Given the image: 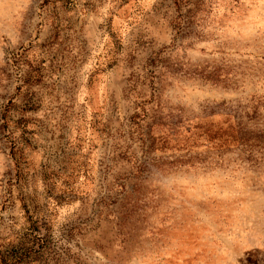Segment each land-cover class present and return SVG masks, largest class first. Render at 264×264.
Masks as SVG:
<instances>
[{
  "label": "rangeland",
  "instance_id": "rangeland-1",
  "mask_svg": "<svg viewBox=\"0 0 264 264\" xmlns=\"http://www.w3.org/2000/svg\"><path fill=\"white\" fill-rule=\"evenodd\" d=\"M28 216L38 264H264V0H0L1 246Z\"/></svg>",
  "mask_w": 264,
  "mask_h": 264
},
{
  "label": "trees",
  "instance_id": "trees-1",
  "mask_svg": "<svg viewBox=\"0 0 264 264\" xmlns=\"http://www.w3.org/2000/svg\"><path fill=\"white\" fill-rule=\"evenodd\" d=\"M34 107L35 104L28 101L22 109L27 111ZM43 180L48 183V178ZM39 221V218L32 219L28 216L25 229L15 240L4 246L0 245V264H38L50 240L47 233L39 234V227L44 225Z\"/></svg>",
  "mask_w": 264,
  "mask_h": 264
}]
</instances>
